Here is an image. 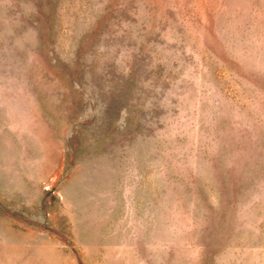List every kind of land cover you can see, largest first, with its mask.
<instances>
[{
    "label": "rangeland",
    "instance_id": "obj_1",
    "mask_svg": "<svg viewBox=\"0 0 264 264\" xmlns=\"http://www.w3.org/2000/svg\"><path fill=\"white\" fill-rule=\"evenodd\" d=\"M0 264H264V0H0Z\"/></svg>",
    "mask_w": 264,
    "mask_h": 264
}]
</instances>
